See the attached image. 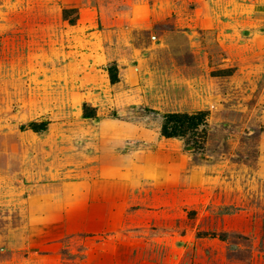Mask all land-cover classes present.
Listing matches in <instances>:
<instances>
[{
  "label": "rangeland",
  "instance_id": "obj_1",
  "mask_svg": "<svg viewBox=\"0 0 264 264\" xmlns=\"http://www.w3.org/2000/svg\"><path fill=\"white\" fill-rule=\"evenodd\" d=\"M0 264H264V0H0Z\"/></svg>",
  "mask_w": 264,
  "mask_h": 264
},
{
  "label": "trees",
  "instance_id": "obj_2",
  "mask_svg": "<svg viewBox=\"0 0 264 264\" xmlns=\"http://www.w3.org/2000/svg\"><path fill=\"white\" fill-rule=\"evenodd\" d=\"M110 73V72H109ZM115 75L111 77L115 81ZM85 117H90L85 115ZM43 126L45 123L42 124ZM31 129L38 131L37 125L31 123ZM207 114L203 111L195 113H167L162 116L160 128L164 138L183 140L185 150L202 148L207 137Z\"/></svg>",
  "mask_w": 264,
  "mask_h": 264
},
{
  "label": "crops",
  "instance_id": "obj_3",
  "mask_svg": "<svg viewBox=\"0 0 264 264\" xmlns=\"http://www.w3.org/2000/svg\"><path fill=\"white\" fill-rule=\"evenodd\" d=\"M149 161V159H148ZM150 165H151V162L149 161L145 167L146 170H148L149 172V176H151L154 172H152V169L150 168ZM170 170H164V169H160L159 173L160 175H158V180H164L163 182H165L163 185L164 187L166 188V190L164 192H166L164 194V197L163 199L160 198L159 200L160 201H164V204L165 202H173L176 200V196L173 195V193L179 191V188L180 187V170L182 169V166L179 165L178 167H169ZM166 175H170V179H167L165 178ZM200 175H202V172L198 169H191L189 171V174L188 175H185V176H182V178H186L187 179V183L190 184V186L188 187L189 190H193L195 191V194H198L199 197H201L202 195H200V192L202 191V186L199 185V182H200ZM148 176V177H149ZM201 178H203L201 176ZM167 179V180H165ZM157 189H159L160 187H156ZM157 189H153V201L155 202V199H156V196L157 195V192H159L161 194V190H157ZM204 191V190H203ZM177 202H179V200H177ZM174 203V202H173ZM30 255V253H29ZM175 260H173V263H174Z\"/></svg>",
  "mask_w": 264,
  "mask_h": 264
}]
</instances>
